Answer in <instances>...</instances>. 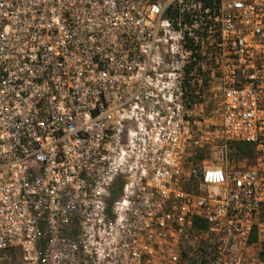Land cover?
I'll use <instances>...</instances> for the list:
<instances>
[{"label":"built area","instance_id":"2783aa9c","mask_svg":"<svg viewBox=\"0 0 264 264\" xmlns=\"http://www.w3.org/2000/svg\"><path fill=\"white\" fill-rule=\"evenodd\" d=\"M0 264H264V0H0Z\"/></svg>","mask_w":264,"mask_h":264},{"label":"rangeland","instance_id":"374dc122","mask_svg":"<svg viewBox=\"0 0 264 264\" xmlns=\"http://www.w3.org/2000/svg\"><path fill=\"white\" fill-rule=\"evenodd\" d=\"M166 59V58H165ZM201 97H197L192 101L191 111L193 117L202 121L206 130H213L214 127L218 128L221 123L220 111L218 109V90H210L208 87H204L201 91ZM220 138H213L210 144H204L201 148H193L190 154H187L188 160H192L195 163H201L205 160L206 163L210 162L212 157L213 147L220 145ZM240 165H251L254 161L252 157L247 159H240Z\"/></svg>","mask_w":264,"mask_h":264},{"label":"trees","instance_id":"16d2710c","mask_svg":"<svg viewBox=\"0 0 264 264\" xmlns=\"http://www.w3.org/2000/svg\"><path fill=\"white\" fill-rule=\"evenodd\" d=\"M231 145L235 148V155L238 158L247 159L249 157H254V146L251 143L232 142Z\"/></svg>","mask_w":264,"mask_h":264}]
</instances>
